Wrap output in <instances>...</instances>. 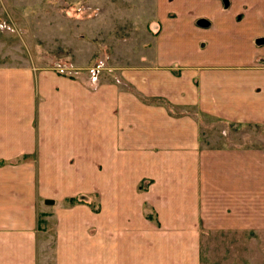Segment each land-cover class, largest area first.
Returning <instances> with one entry per match:
<instances>
[{"label":"crops","instance_id":"obj_1","mask_svg":"<svg viewBox=\"0 0 264 264\" xmlns=\"http://www.w3.org/2000/svg\"><path fill=\"white\" fill-rule=\"evenodd\" d=\"M71 4L47 37L112 56L0 64V264H264V0Z\"/></svg>","mask_w":264,"mask_h":264},{"label":"rangeland","instance_id":"obj_2","mask_svg":"<svg viewBox=\"0 0 264 264\" xmlns=\"http://www.w3.org/2000/svg\"><path fill=\"white\" fill-rule=\"evenodd\" d=\"M25 1H30L31 5L10 4L0 7V40H3L5 46L0 54V64L31 61V67L34 68V72L37 74L59 72L77 79L81 77L88 79V76H91L92 80L95 81H97L98 76L101 77L102 73L106 72L105 66L100 65V63L99 65L96 64L101 61V58L112 55L107 53L90 54L81 52L74 54L64 52L59 49L58 38L47 37L46 16L59 14L68 8L78 10L72 4L71 7L65 5V3L69 1L71 3L73 0H48L49 5L46 6L38 4L37 1L40 0ZM34 2H37V4ZM86 8L85 6L80 7V9ZM51 44L55 45L50 48ZM28 47H31V52H29ZM87 62L89 64L85 66ZM83 66L87 67L86 70H83ZM47 211V213H41L39 219L42 260L46 253L51 254L54 251L55 241L59 233L58 217L53 212H49L50 210ZM89 232L92 235L94 231L90 230ZM46 261L44 259L43 264H46ZM50 264H53L51 258Z\"/></svg>","mask_w":264,"mask_h":264},{"label":"water","instance_id":"obj_3","mask_svg":"<svg viewBox=\"0 0 264 264\" xmlns=\"http://www.w3.org/2000/svg\"><path fill=\"white\" fill-rule=\"evenodd\" d=\"M199 24H200L201 26H209V23H208L207 21H205V20H201V21L199 22ZM258 44H259V45H264V39L259 40V41H258ZM47 204H49V205H53L54 203H53V201H47Z\"/></svg>","mask_w":264,"mask_h":264},{"label":"trees","instance_id":"obj_4","mask_svg":"<svg viewBox=\"0 0 264 264\" xmlns=\"http://www.w3.org/2000/svg\"><path fill=\"white\" fill-rule=\"evenodd\" d=\"M22 160V159H21ZM20 162V160H19ZM1 164H5L4 162H1ZM68 202L72 205H76V204H79L81 203L82 201L79 200V199H68ZM150 219H152L153 217L152 216H149Z\"/></svg>","mask_w":264,"mask_h":264},{"label":"built area","instance_id":"obj_5","mask_svg":"<svg viewBox=\"0 0 264 264\" xmlns=\"http://www.w3.org/2000/svg\"><path fill=\"white\" fill-rule=\"evenodd\" d=\"M96 75V74H95Z\"/></svg>","mask_w":264,"mask_h":264}]
</instances>
